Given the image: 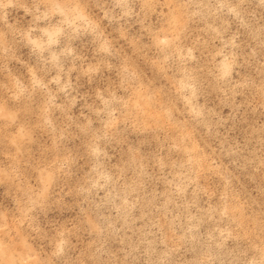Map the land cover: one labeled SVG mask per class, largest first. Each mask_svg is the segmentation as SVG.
<instances>
[{"label": "rangeland", "instance_id": "rangeland-1", "mask_svg": "<svg viewBox=\"0 0 264 264\" xmlns=\"http://www.w3.org/2000/svg\"><path fill=\"white\" fill-rule=\"evenodd\" d=\"M0 264H264V0H0Z\"/></svg>", "mask_w": 264, "mask_h": 264}]
</instances>
